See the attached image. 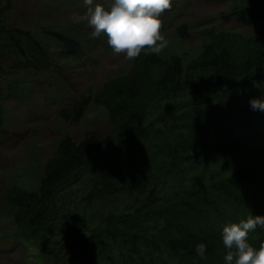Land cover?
<instances>
[{"label": "trees", "instance_id": "1", "mask_svg": "<svg viewBox=\"0 0 264 264\" xmlns=\"http://www.w3.org/2000/svg\"><path fill=\"white\" fill-rule=\"evenodd\" d=\"M203 1L227 5L220 21L255 33L203 29L191 60L143 50L127 71L62 104L66 125L102 108L105 134H65L37 177L21 168L0 184V223L46 264H226L223 227L264 216V111L249 104L264 99V0ZM10 7L0 3V144L14 137L5 103L32 90L24 71L60 78L92 58L80 28L9 23ZM176 33L184 39L187 27ZM262 241L264 228L248 234L253 247Z\"/></svg>", "mask_w": 264, "mask_h": 264}, {"label": "rangeland", "instance_id": "2", "mask_svg": "<svg viewBox=\"0 0 264 264\" xmlns=\"http://www.w3.org/2000/svg\"><path fill=\"white\" fill-rule=\"evenodd\" d=\"M4 4L6 0H0ZM11 7L6 17L9 23L20 22L33 28L45 27L54 30L65 28L74 30L80 28L81 39L77 41L80 50L86 55L92 54L91 60H86L77 68L61 69L62 76H34L30 71H24L32 90H26L24 101L7 102L5 109L7 119L5 124L8 133L14 137L0 144V184L7 186L14 179L9 174L28 168L36 171L33 177L41 172L44 162L55 150L58 139L69 135L79 140L86 132L105 134L109 129V121L105 111L98 107H89L84 118L78 124L62 123L59 116L62 104L76 100L79 93L88 89H97L112 77L127 71L131 61L123 54H114L107 44V38L96 40L91 37V28L82 19L87 12L84 0H10ZM105 9L110 8L112 0H94ZM227 5L207 3L203 0H172V7L159 17L162 21L161 35L168 41V46L160 55L174 54L184 60L195 58L204 39L199 33L206 28H214L216 32L229 31L237 35L248 36L255 33V28H242L239 24L230 22L223 24L219 15L225 12ZM185 25L187 34L180 39L176 29ZM19 76H22L21 74ZM65 83L64 87L59 82ZM49 85V86H48ZM61 85V87L59 86ZM30 174V175H31ZM34 181L30 176L22 182L31 186ZM12 233L7 224L0 223V264H46L43 255L27 244H20L11 239Z\"/></svg>", "mask_w": 264, "mask_h": 264}, {"label": "clouds", "instance_id": "3", "mask_svg": "<svg viewBox=\"0 0 264 264\" xmlns=\"http://www.w3.org/2000/svg\"><path fill=\"white\" fill-rule=\"evenodd\" d=\"M84 4L87 12L82 19L92 30L91 37H106L114 54H123L132 61L145 49L159 54L167 48L159 17L171 9L172 0H112L108 9L94 4V0H84ZM249 104L253 110L264 111V99H252ZM258 227L264 228V216L249 215L223 227L221 237L227 249L226 264H264V241L258 249L248 242V234ZM206 249L207 245L200 243L195 246V254L205 258Z\"/></svg>", "mask_w": 264, "mask_h": 264}]
</instances>
